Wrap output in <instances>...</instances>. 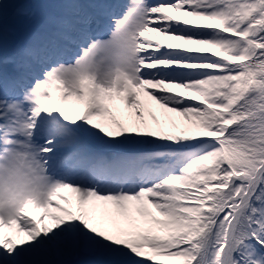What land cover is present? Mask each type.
Wrapping results in <instances>:
<instances>
[{
  "label": "snow or ice",
  "instance_id": "snow-or-ice-1",
  "mask_svg": "<svg viewBox=\"0 0 264 264\" xmlns=\"http://www.w3.org/2000/svg\"><path fill=\"white\" fill-rule=\"evenodd\" d=\"M67 255L264 264V0H0V264Z\"/></svg>",
  "mask_w": 264,
  "mask_h": 264
},
{
  "label": "rangeland",
  "instance_id": "rangeland-1",
  "mask_svg": "<svg viewBox=\"0 0 264 264\" xmlns=\"http://www.w3.org/2000/svg\"><path fill=\"white\" fill-rule=\"evenodd\" d=\"M155 115H156L157 119L163 121V116L159 115L156 112H155ZM168 115L171 116L176 121H181L183 119L181 117L175 116V114H173V113H169ZM145 119L150 120V117L148 116L147 113H145ZM162 128L166 132L176 131L175 129H172L170 125H162ZM157 129H158V126L153 124V130H157ZM59 259L63 262V264H83V262L89 258L82 256V255H67V256L60 257Z\"/></svg>",
  "mask_w": 264,
  "mask_h": 264
},
{
  "label": "bare ground",
  "instance_id": "bare-ground-1",
  "mask_svg": "<svg viewBox=\"0 0 264 264\" xmlns=\"http://www.w3.org/2000/svg\"><path fill=\"white\" fill-rule=\"evenodd\" d=\"M120 3H122V2H120ZM153 111H154V113L156 112V113H158L159 115H161V113H162V110L159 109L158 106L156 107L155 105L153 106ZM145 113H147V112H145ZM161 116H162V115H161ZM157 130H159V129H157Z\"/></svg>",
  "mask_w": 264,
  "mask_h": 264
}]
</instances>
